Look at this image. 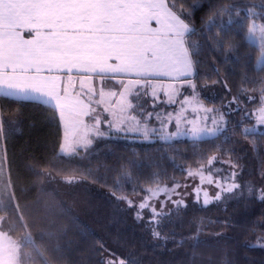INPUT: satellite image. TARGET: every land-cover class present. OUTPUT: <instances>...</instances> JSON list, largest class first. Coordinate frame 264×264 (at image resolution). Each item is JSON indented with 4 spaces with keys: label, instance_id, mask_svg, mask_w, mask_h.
<instances>
[{
    "label": "trees",
    "instance_id": "obj_1",
    "mask_svg": "<svg viewBox=\"0 0 264 264\" xmlns=\"http://www.w3.org/2000/svg\"><path fill=\"white\" fill-rule=\"evenodd\" d=\"M175 3L174 10L181 14L183 8L181 17L194 29L186 46L196 85L215 87L241 106L258 103L248 101L264 94V65L258 63V44L246 37L253 22L264 24V0ZM0 117L10 191L0 216L5 215L13 237L21 241V264H45L36 248L48 264H108L106 236L122 243L113 253L126 256L129 264H264V199L255 194L207 205L192 200L154 229V223L128 226L112 200L183 178L188 167L204 166L215 156L240 165L242 178L237 180L264 184V131L246 135L251 118L230 119L220 133L205 138L104 136L80 153L66 155L60 151L59 111L51 104L0 96ZM47 171L77 185L70 194L48 185ZM29 234L32 243L25 240Z\"/></svg>",
    "mask_w": 264,
    "mask_h": 264
},
{
    "label": "snow or ice",
    "instance_id": "obj_2",
    "mask_svg": "<svg viewBox=\"0 0 264 264\" xmlns=\"http://www.w3.org/2000/svg\"><path fill=\"white\" fill-rule=\"evenodd\" d=\"M175 0H0V96L2 97H35L44 103L59 109L62 119L66 110L73 104H78L76 115L79 117L89 114V104L82 100L73 101L64 89L61 94L59 82L61 77L46 75L63 69L71 71L73 68L84 69L88 73L115 79L118 76H136L126 83L119 80L123 91L120 99L110 111L112 120L107 121L110 128L118 132L141 133L144 138L155 134L158 130L149 128L147 123L141 124L135 116L125 118L124 113L133 107L127 96L131 94V87H151L152 96L157 95V85L149 84L147 78L153 74H162L172 79H179L191 72L192 62L190 52L186 46V36L194 33L184 19V9ZM155 22V27H153ZM247 41L257 43L260 50L258 63L264 65V24L253 22L247 29ZM71 77H69V84ZM84 81H81L83 85ZM91 84V76L88 77ZM163 87V85H160ZM169 102L174 94V86H167ZM192 87H195L192 85ZM95 94V90L89 88ZM107 95L116 96V92ZM139 92L136 96L139 97ZM101 99L97 103H104V90L100 89ZM235 99V98H234ZM187 99L184 103H187ZM206 113L219 112L218 109H204ZM258 123L264 125V104L256 110ZM146 114V119L151 118ZM157 120L160 117L157 115ZM208 117H202L207 121ZM191 127L185 134L194 137L202 133H214L220 129L217 125L224 123L223 114L220 119L212 117V128L201 127L196 120L186 121ZM96 118V125H99ZM163 129V122H161ZM181 117H176V133L165 134L162 139L180 135ZM69 121L65 119V140L61 145L64 153L75 152L77 146L87 148L91 144L89 129L83 119H72L73 140H69ZM81 129L83 134L81 135ZM2 130V123H0ZM255 129H244L247 135ZM95 135H102L98 130ZM216 157L209 159L211 164ZM201 182L204 181L203 166L196 173ZM233 177L235 173L232 174ZM208 183H216L221 191L231 192L239 185L231 184L227 187L211 179ZM174 187H180L175 185ZM154 197L161 189L155 191L146 189ZM167 191V189H164ZM174 191V189H173ZM199 194L200 189H195ZM204 204L210 203L208 193L204 192ZM199 198V195L197 196ZM264 199V195L261 196ZM127 199V197H122ZM212 199H220L219 193ZM174 203H181L176 201ZM129 206L132 201L128 200ZM139 209L151 207L145 200L138 205ZM155 215V209H152ZM139 218V213L137 214ZM159 236V233H154ZM26 242L32 243L30 234L25 237ZM37 254L45 260L43 253L36 248ZM20 245L12 240L7 233L0 232V264H21ZM108 264H112L109 261ZM123 264V261L120 262Z\"/></svg>",
    "mask_w": 264,
    "mask_h": 264
},
{
    "label": "rangeland",
    "instance_id": "obj_3",
    "mask_svg": "<svg viewBox=\"0 0 264 264\" xmlns=\"http://www.w3.org/2000/svg\"><path fill=\"white\" fill-rule=\"evenodd\" d=\"M82 77H79V83L77 86V96L81 97L85 101H87L91 105V114L79 117L76 113H65L64 121V130H65V119L69 121L68 132H69V140H73L74 137L72 135V119H83L84 124L88 126L89 129H96L99 132L104 133L107 137L117 138L128 136L130 139H141V140H165L172 141L177 139H196V138H205L212 137L220 133L224 128L227 127L230 119H239L246 120L247 118H251L252 121L249 124H245V128L247 129H255V131H264V125L258 123L257 120V109H259L262 104H264V94L260 96H250V101L256 99L257 102H253L251 106L247 105V101L243 102L241 106L236 99L232 96H225L223 92L216 89L215 87H206L205 89L199 88L194 80L190 77H184L179 79H172L167 76L160 75H152L147 78V82L149 84L157 85V95L155 97L152 96V88L144 87L141 88L138 85H133L131 87V94L127 96L128 101L133 105L132 108L128 109L124 113V117L130 118L135 116L138 120L141 121V124L147 123L149 128H155L158 131L155 134H149L148 138H144V136L139 133H125L118 132L115 128H110L107 121L112 120V116L110 111H105V107H109L110 109L116 105V102L120 99L119 93L123 91L122 86L118 83L119 80H124L125 83L129 80H136L138 77L132 76H118L115 79L110 78L109 76H105L103 80L99 75H95L92 73L84 72ZM91 76V84L88 83V77ZM81 81H84L83 85ZM163 85V87H160ZM168 85L174 86V94L171 97V100L174 102H169V96L167 92L169 91ZM194 85L195 87H192ZM103 87L105 96L104 103H97L101 99L100 89ZM89 88L95 90V94L89 91ZM110 92H116V96L107 95ZM139 92V97L136 96V93ZM187 99V103L184 101ZM257 103V104H256ZM204 109H218L219 112L215 113H206ZM151 113V118L146 119V114ZM220 114H223L224 123L217 125L220 129L214 133H202L198 137H194L190 134H185L188 129L191 127L186 121L196 120L197 123L201 127L212 128V117L215 116L217 120L220 119ZM157 115L160 117L159 120L156 119ZM181 117V134L171 136L168 139H162L165 134L176 133L177 125H176V117ZM207 116V121H203L202 117ZM96 118H99V125H96ZM163 122V129L162 124ZM1 123V117H0ZM111 132V134H110ZM109 133V134H107ZM2 138V135H1ZM0 138V207H4L6 204V198H8L10 191L7 183V172H6V159L4 150L2 147L3 141ZM89 139V138H88ZM92 140V136L91 139ZM83 148V147H82ZM61 151V147H60ZM62 152V151H61ZM64 153V152H63ZM79 152V147L77 146L75 152L65 153L66 155H74ZM216 159L212 161L211 164H206L203 166V175L204 181L201 182V177L199 175H189V172L196 173L201 170V166L197 167H188L187 174L185 177L180 179H175L172 182L158 184L156 186H152L149 189L155 191L157 188L161 189L154 197L147 191L143 195L139 196H115L112 198L114 208L119 212V217L128 222V226L136 225L137 223H143L147 225V223H154V225L150 229H154L159 227L165 219L174 218V212L181 207L189 203L190 201H200L203 202L204 192L208 193V197L210 199V203L220 201H228L237 195H241L244 193H252L259 197L264 195V184L262 181L258 183L257 186L246 185L241 180H237L236 177L239 175V178H242V168L233 158H224L222 156H215ZM264 170V169H263ZM46 182L48 185L55 186L60 190H66L67 193H71L77 183L74 179H68L64 176H59L53 173L52 171H47ZM209 173L211 174V179L213 181L218 182L220 185L227 187L231 184L239 185L238 188H234L231 192L221 191L220 187H217L216 183H208ZM233 173H235L233 177ZM180 185V187H174L175 185ZM167 189V191H164ZM174 189V191H173ZM195 189H200L199 194L195 191ZM217 193L220 195V199H212ZM199 195V198L197 196ZM122 197H127V199H122ZM128 200L132 201V206H129ZM147 202L151 205V207H146L144 209H139L138 205L141 202ZM176 201H180L181 203H174ZM68 204H73V202L69 199L66 200ZM74 206V204H73ZM175 207V208H173ZM155 209V213L159 215H155L152 209ZM173 208V209H172ZM175 209V211H174ZM77 212V210L75 209ZM169 211V212H168ZM139 213V218L138 214ZM165 213H168L165 215ZM157 223V224H155ZM160 230L159 228L157 229ZM0 232L7 233L9 237L12 238L17 244L20 245L21 250V241L13 237L9 223L6 221L5 215L0 216ZM158 241L157 238L154 239ZM106 244H108L109 249L106 251L105 259L107 261H112V264H118V262L123 261V264H129L126 256L117 255L113 253V250L119 249L120 243L119 241H115L110 236L105 237ZM123 255H134L137 257V253H130L126 251L119 252ZM133 259V257L129 258V261ZM120 264V263H119Z\"/></svg>",
    "mask_w": 264,
    "mask_h": 264
},
{
    "label": "crops",
    "instance_id": "obj_4",
    "mask_svg": "<svg viewBox=\"0 0 264 264\" xmlns=\"http://www.w3.org/2000/svg\"><path fill=\"white\" fill-rule=\"evenodd\" d=\"M155 26H156L155 25V22H153V27H155ZM84 72H86V71L84 69H82V68L81 69L73 68L71 71H68L67 69H63V70L58 71V72H52V73H47L46 72L45 74L46 75H57V76H60L61 77V81L59 82V84H60L61 94L62 95L64 94V91L63 90L64 89H67V94H68V96H69L70 99H72L73 101H75L76 99H79V100H82L85 104H89L87 101H85L81 97H78L77 96V89L76 88H77L78 83H79V77H82V75H80V74H83ZM193 73H194V68H193V65H192L191 72L185 74L184 76H182L180 78H184V77H190L191 78L192 75H193ZM153 75H155V76H157V75L163 76L162 74H153ZM69 77H71V83L70 84H69ZM15 98H20V99H34V100H39V101H42L43 102L42 99H37L35 97H15ZM89 106H90L89 107V114H91V111H92L91 110V105L89 104ZM78 108H79V105L78 104H73V106H72L71 109L66 110V114L67 113H76V110ZM57 110L59 111L58 108H57ZM89 114H88V116H89ZM60 120H61V123H62V126H63V141H62V144H63L64 143V140H65V130H64V121L61 118V116H60ZM87 128H88V126H87ZM95 131H97L95 128L94 129H89V134H88V137L87 138H89V140H90L91 139V136H92L91 144L94 141H96L98 138H101V137L106 136L102 132H100V133H102V135H95ZM80 134L81 135L83 134V129H81ZM107 134H109V133H107ZM110 134H111V132H110ZM78 147H79V150L82 149V146H78Z\"/></svg>",
    "mask_w": 264,
    "mask_h": 264
}]
</instances>
